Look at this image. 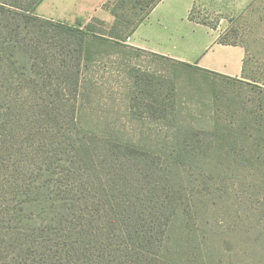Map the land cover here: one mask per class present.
I'll return each instance as SVG.
<instances>
[{
	"label": "trees",
	"instance_id": "1",
	"mask_svg": "<svg viewBox=\"0 0 264 264\" xmlns=\"http://www.w3.org/2000/svg\"><path fill=\"white\" fill-rule=\"evenodd\" d=\"M43 1L0 0V264H216L198 233L195 204L205 195L176 172L212 149L211 135L238 131L177 125L149 148L147 136L107 124L124 132L111 137L79 122L84 67L102 48L140 52L125 40L161 0H116L108 28L96 17H40ZM158 57L172 75L238 78ZM134 72V98L148 117L166 118L155 86L163 75ZM254 89L264 159V87Z\"/></svg>",
	"mask_w": 264,
	"mask_h": 264
},
{
	"label": "rangeland",
	"instance_id": "2",
	"mask_svg": "<svg viewBox=\"0 0 264 264\" xmlns=\"http://www.w3.org/2000/svg\"><path fill=\"white\" fill-rule=\"evenodd\" d=\"M115 1L103 0V8L108 10ZM190 15L220 32L222 42L245 47L241 77L211 75L205 80L201 74L189 76V70L181 68L172 75L165 60L151 53L102 48L82 71L79 122L82 127L107 129L101 134L111 137L124 132H109L107 124L134 138L147 136L149 148L154 134L177 125L208 129L216 124L238 131L236 138L211 135L212 149L189 160L176 176L187 179L184 187L197 197L205 195L195 204L198 233L204 235L217 263L264 264V159L256 156L261 151L256 140L260 125L254 112L260 104L254 88L264 87V0H197ZM92 17L104 21L106 28L114 20L113 16L112 22ZM134 70L163 75L160 80L156 76L155 86H159L157 102L163 103L157 108L166 110V118L148 117L140 99L134 98Z\"/></svg>",
	"mask_w": 264,
	"mask_h": 264
},
{
	"label": "crops",
	"instance_id": "3",
	"mask_svg": "<svg viewBox=\"0 0 264 264\" xmlns=\"http://www.w3.org/2000/svg\"><path fill=\"white\" fill-rule=\"evenodd\" d=\"M197 0H161L125 41L141 52L164 56L231 77L245 73L243 45L218 42L219 33L191 18ZM43 18L73 24L98 16L112 22L103 0H44L36 10Z\"/></svg>",
	"mask_w": 264,
	"mask_h": 264
},
{
	"label": "built area",
	"instance_id": "4",
	"mask_svg": "<svg viewBox=\"0 0 264 264\" xmlns=\"http://www.w3.org/2000/svg\"><path fill=\"white\" fill-rule=\"evenodd\" d=\"M128 38V37H127Z\"/></svg>",
	"mask_w": 264,
	"mask_h": 264
}]
</instances>
